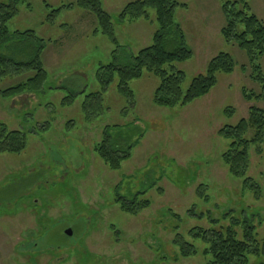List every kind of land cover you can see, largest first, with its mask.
<instances>
[{"label": "rangeland", "instance_id": "374dc122", "mask_svg": "<svg viewBox=\"0 0 264 264\" xmlns=\"http://www.w3.org/2000/svg\"><path fill=\"white\" fill-rule=\"evenodd\" d=\"M131 1L101 0V5L119 44L137 52L152 43L158 26L152 9L148 18L119 21ZM177 1L186 6L176 8L174 19L192 52L174 63L185 75L182 91L219 52L231 55L233 71L217 73L206 95L175 107L153 102L159 78L145 69L129 82L132 104L118 93L115 78L103 94L102 111L87 121L82 101L98 90L96 70L111 60L114 45L98 29L95 15L76 6V0H19L17 14L6 23L8 31L33 30L45 40L41 61L47 77L38 93L0 96V123L26 136L21 152H0V264H42L58 253L69 256L59 264H208L202 254L206 244L188 231L220 229L245 217L257 237H264V144L261 154L255 146L249 150L247 175L261 186L255 199L242 187V178L228 172L221 155L229 140L217 134L220 127L246 117L250 105L264 109V87L250 77L246 53L221 35L223 0ZM249 6L264 27V0H249ZM258 62L264 76V54ZM24 77L1 78L0 90ZM243 88L261 97L248 102ZM71 93V104L62 105ZM227 107L233 112L227 114ZM131 124L139 125L143 136L131 157L112 170L94 146L106 125ZM116 188L127 200L144 188L149 205L135 215L122 211ZM177 233L195 245V254L181 257L173 243ZM43 252L48 254L37 262ZM248 258L247 264L264 261V255Z\"/></svg>", "mask_w": 264, "mask_h": 264}, {"label": "trees", "instance_id": "16d2710c", "mask_svg": "<svg viewBox=\"0 0 264 264\" xmlns=\"http://www.w3.org/2000/svg\"><path fill=\"white\" fill-rule=\"evenodd\" d=\"M18 3L19 0L0 2V79L7 75H22L25 79L1 89L2 98L20 96L25 92L38 93L47 77L41 61L45 40L33 30L8 31L6 23L17 14ZM75 5L95 15L98 29L106 34L114 45L111 60L100 64L96 70L98 90L85 94L82 101L81 108L87 121H92L102 111L103 94L115 78L118 93L132 104L134 95L129 82L140 77L145 69L159 78L153 93V102L161 107H175L206 95L216 84L217 73H231L234 69L231 55L219 52L208 61L205 72L196 75L187 89L182 91L181 85L185 75L174 63L187 60L192 52L186 43L183 29L174 19L176 8L186 6L177 0H133L123 7L118 15L119 21L148 18V9L154 12L158 28L152 36V43L137 52L119 44L114 35L111 16L102 8L101 0H76ZM59 10L60 8L52 10V15L57 14ZM222 11L225 16V25L220 29L223 39L227 42L234 41L246 53L248 64L252 68L250 77L264 87V76L258 62L264 54L263 25L251 13L249 0H223ZM242 93L248 102L261 97L259 93L246 91L245 88ZM74 95L71 93L65 96L62 105H70ZM225 112L230 114L233 109L227 107ZM217 134L229 140L227 149L221 155L228 172L242 178V187L251 191L254 198L258 199L261 196V186L247 173L251 146H255L254 150L258 154L263 151L261 144H264V109L250 105L246 117L234 125L220 127ZM102 135L94 150L110 169L117 170L123 161L131 157L132 148L143 136V132L137 124L106 125ZM25 146L24 132L9 130L4 123H0V152L19 153ZM151 185L153 184L149 187H152ZM201 186L202 184L198 189ZM117 188L115 200L122 211L135 215L149 205V201L142 197L146 192L144 188L133 194L129 200L122 196ZM189 212L193 215V208ZM236 226L241 227L240 232ZM188 234L206 244L202 254L209 257L208 264H247L249 255H264V237H257L255 226L248 223L246 217L240 221L231 219L229 225L220 229L192 227ZM173 243L183 258L197 251L195 245L186 241L181 233L175 235ZM255 264H264V261H257Z\"/></svg>", "mask_w": 264, "mask_h": 264}, {"label": "flooded vegetation", "instance_id": "af4514ba", "mask_svg": "<svg viewBox=\"0 0 264 264\" xmlns=\"http://www.w3.org/2000/svg\"><path fill=\"white\" fill-rule=\"evenodd\" d=\"M68 230V228L65 230V234H67L66 233V231ZM70 230V229H69ZM71 231V230H70ZM72 232V231H71ZM71 235V234H70ZM69 234H67V236H70ZM60 249H61V247H60ZM44 254H48V253H45V252H43V253H41V254H39L38 256H36V260H38L37 262H39L40 260H41V258H40V256H43ZM39 257V258H38ZM68 257L69 256H67V255H64V254H60V253H58V256L57 257H52L51 255H49L48 256V258H50L49 259V261L47 262V263H42V264H59L60 262H63V261H68L69 259H68ZM42 261H43V259H42Z\"/></svg>", "mask_w": 264, "mask_h": 264}, {"label": "water", "instance_id": "95a60500", "mask_svg": "<svg viewBox=\"0 0 264 264\" xmlns=\"http://www.w3.org/2000/svg\"><path fill=\"white\" fill-rule=\"evenodd\" d=\"M66 233L70 235V234H71V231L68 229V230L66 231Z\"/></svg>", "mask_w": 264, "mask_h": 264}]
</instances>
